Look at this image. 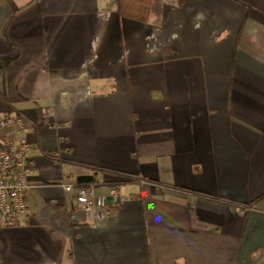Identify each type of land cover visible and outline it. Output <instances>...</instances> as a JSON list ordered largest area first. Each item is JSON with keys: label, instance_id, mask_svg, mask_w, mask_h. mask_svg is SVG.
Listing matches in <instances>:
<instances>
[{"label": "crops", "instance_id": "1", "mask_svg": "<svg viewBox=\"0 0 264 264\" xmlns=\"http://www.w3.org/2000/svg\"><path fill=\"white\" fill-rule=\"evenodd\" d=\"M13 113L32 171L0 264H264V0H152L147 21L117 0H0ZM81 175L117 189L105 218L64 190Z\"/></svg>", "mask_w": 264, "mask_h": 264}, {"label": "built area", "instance_id": "2", "mask_svg": "<svg viewBox=\"0 0 264 264\" xmlns=\"http://www.w3.org/2000/svg\"><path fill=\"white\" fill-rule=\"evenodd\" d=\"M30 122L21 114L0 118V226L18 223L27 211L26 190L32 171L30 145L26 138ZM76 207L95 220L106 217L107 206L120 199L116 188L108 193L95 192V184L74 186L65 184ZM238 212L243 210L238 208Z\"/></svg>", "mask_w": 264, "mask_h": 264}, {"label": "trees", "instance_id": "3", "mask_svg": "<svg viewBox=\"0 0 264 264\" xmlns=\"http://www.w3.org/2000/svg\"><path fill=\"white\" fill-rule=\"evenodd\" d=\"M8 3L10 4L13 12H18L19 10H21L22 8H24L26 5H29L31 3L36 2L37 0H29V2L26 5L20 6L18 7L13 0H7ZM151 2L152 0H117V8H118V12L121 16L124 17H128L137 21H147L150 17V6H151ZM179 2H181V0H179ZM48 154V153H46ZM74 164L83 166V167H87L92 169L94 172H103V173H107L110 174L114 177L117 178H122L125 177L127 179L128 178H137V176H132L130 174L124 173V172H120L117 170H113V169H109V168H105V167H100V166H91V165H87V164H83V163H79V162H74ZM126 179H119L116 181H113L112 184L113 185H121V184H125L128 183L129 180ZM95 178L92 175H81L77 178V184L76 186H85L88 184H94ZM254 202H248L246 205L247 206H252Z\"/></svg>", "mask_w": 264, "mask_h": 264}]
</instances>
